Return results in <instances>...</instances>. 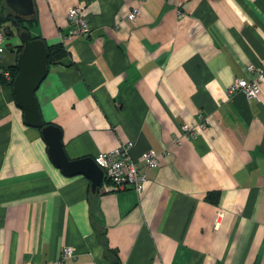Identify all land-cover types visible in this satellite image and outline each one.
Instances as JSON below:
<instances>
[{
    "label": "crops",
    "instance_id": "obj_1",
    "mask_svg": "<svg viewBox=\"0 0 264 264\" xmlns=\"http://www.w3.org/2000/svg\"><path fill=\"white\" fill-rule=\"evenodd\" d=\"M33 2L30 33L47 44L67 34L76 4L92 29L64 42L67 55L35 93L67 157L131 141L134 161L152 149L158 164L145 169L139 193L105 178L93 192L86 175L64 174L40 129L24 123L4 75L14 63L6 50L0 264L51 261L64 246L75 253L67 264H264V84L258 99L227 93L236 78L253 77L247 63L264 58V0ZM204 119L195 135L183 131Z\"/></svg>",
    "mask_w": 264,
    "mask_h": 264
},
{
    "label": "water",
    "instance_id": "obj_2",
    "mask_svg": "<svg viewBox=\"0 0 264 264\" xmlns=\"http://www.w3.org/2000/svg\"><path fill=\"white\" fill-rule=\"evenodd\" d=\"M11 12L20 16L34 14L33 0H4ZM21 50L15 61L17 73L12 81V92L16 105L23 112L24 123L39 128L48 146V154L52 162L66 175L84 174L90 181L94 192L104 179L103 170L92 157L71 160L65 154L60 128L52 123H45L36 99V90L46 76L48 51L42 38H30V32L22 30L18 34ZM6 49L14 46L6 37Z\"/></svg>",
    "mask_w": 264,
    "mask_h": 264
},
{
    "label": "built area",
    "instance_id": "obj_3",
    "mask_svg": "<svg viewBox=\"0 0 264 264\" xmlns=\"http://www.w3.org/2000/svg\"><path fill=\"white\" fill-rule=\"evenodd\" d=\"M82 5L76 4L70 7L67 11V20L69 23V30L67 34L62 36L60 42L77 37H89L92 34V29L88 20L81 14ZM140 14L138 7L133 8L127 15V18L134 21ZM6 37L2 30H0V54L6 52ZM246 69L253 73V77L236 78L227 89V93L232 95L236 92H241L247 99H258L261 86L264 84V58L260 59L257 64L252 62L247 63ZM4 75L10 80L11 75L8 70L4 71ZM201 118V116H200ZM207 125L206 120L200 123H184L182 125L183 131L189 135H195L199 130L201 131ZM132 142L128 141L105 153H98L93 159L95 163L103 170L104 178L116 188L122 189L131 187L137 193L142 191L143 184L147 180L145 169L155 168L158 164L157 154L152 150L144 151L138 161H134L129 154V149ZM221 213L218 212L214 221L218 223ZM75 255L74 248L71 246H64L61 248L59 257L41 263L26 262L25 264H67L68 260Z\"/></svg>",
    "mask_w": 264,
    "mask_h": 264
},
{
    "label": "trees",
    "instance_id": "obj_4",
    "mask_svg": "<svg viewBox=\"0 0 264 264\" xmlns=\"http://www.w3.org/2000/svg\"><path fill=\"white\" fill-rule=\"evenodd\" d=\"M0 4L2 6V13L0 14V30L4 33L5 37H9L11 39L13 36H18L19 32L22 30H27L30 32V28L36 23L37 15L34 11V14L30 16H20L10 11L8 7H6L4 0H0ZM35 10V9H34ZM30 38H40L37 36H33L30 33ZM21 44H18L14 47L11 52L14 54V63L7 67L9 70L11 79L8 81L12 86V81L17 73L15 67L16 56L18 52L21 50ZM48 51V59L47 65L55 64L61 62L64 57L67 55L66 47L62 42H58L55 44H47ZM47 123V122H45ZM105 254H111L114 256L115 253L108 248L106 244H104ZM116 256V255H115ZM117 262V261H116ZM115 264H118L116 263Z\"/></svg>",
    "mask_w": 264,
    "mask_h": 264
},
{
    "label": "rangeland",
    "instance_id": "obj_5",
    "mask_svg": "<svg viewBox=\"0 0 264 264\" xmlns=\"http://www.w3.org/2000/svg\"><path fill=\"white\" fill-rule=\"evenodd\" d=\"M30 30H31V32H32V33H34V31H35V29H34V28H31Z\"/></svg>",
    "mask_w": 264,
    "mask_h": 264
}]
</instances>
